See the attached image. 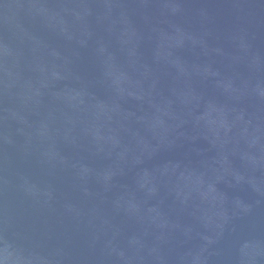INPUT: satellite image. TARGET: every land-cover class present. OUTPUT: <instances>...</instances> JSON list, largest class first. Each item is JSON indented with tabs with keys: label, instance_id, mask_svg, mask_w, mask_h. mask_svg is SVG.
I'll use <instances>...</instances> for the list:
<instances>
[{
	"label": "water",
	"instance_id": "95a60500",
	"mask_svg": "<svg viewBox=\"0 0 264 264\" xmlns=\"http://www.w3.org/2000/svg\"><path fill=\"white\" fill-rule=\"evenodd\" d=\"M0 264H264V0H0Z\"/></svg>",
	"mask_w": 264,
	"mask_h": 264
}]
</instances>
